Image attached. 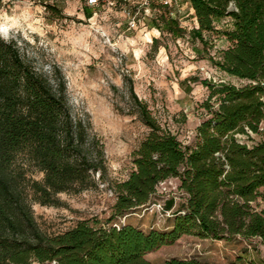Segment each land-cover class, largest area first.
I'll return each instance as SVG.
<instances>
[{"label": "trees", "instance_id": "1", "mask_svg": "<svg viewBox=\"0 0 264 264\" xmlns=\"http://www.w3.org/2000/svg\"><path fill=\"white\" fill-rule=\"evenodd\" d=\"M188 1L199 23L191 34L203 48V34L231 19L224 33L230 48L209 60L241 84L202 81L210 91L203 105L210 118L192 146L164 130L130 88L134 111L150 132L133 154L134 170L114 188L111 217L78 221L55 236L41 231L31 203L52 206L59 194L92 188L96 173H106L104 144L89 121L72 113L61 75L38 72L16 42L0 36V264H152L147 253L183 235L264 245V0ZM168 13L162 7L157 21L181 37L184 29ZM25 163L43 180L28 178ZM171 179L185 199L178 208L174 197L163 203L170 226L144 231L114 223L155 204L159 186ZM166 264L207 263L173 258Z\"/></svg>", "mask_w": 264, "mask_h": 264}, {"label": "rangeland", "instance_id": "2", "mask_svg": "<svg viewBox=\"0 0 264 264\" xmlns=\"http://www.w3.org/2000/svg\"><path fill=\"white\" fill-rule=\"evenodd\" d=\"M92 2L0 0L1 38L16 42L20 55L38 72L49 78L61 75L72 113L90 122L91 134L105 148L106 173L103 177L96 173L92 188L59 194L52 206L31 203L35 220L48 236L63 234L78 221L106 222L111 217L117 200L114 188L134 170L133 154L150 132L134 111L130 88L164 130L184 146H192L197 140V128L210 118L203 108L210 91L202 81L241 84L209 60L230 48L224 35L232 29L230 18L215 23L214 32L203 34L208 44L203 48L191 34L199 29V23L188 0H180L172 10L176 13L173 19L185 31L181 37L169 33L157 21L158 16L136 15L141 0ZM193 78L200 82L193 83ZM251 137L255 142L260 140L259 136ZM25 166L28 178L43 180L44 174L38 169L28 163ZM158 189L155 204L114 223L144 231L170 226L173 218L161 212L159 206L174 197L178 208L185 196L174 179ZM259 203L264 209V201ZM173 258L197 259L207 264L238 259L240 264H264V245L259 239L216 241L183 235L173 244L145 255L152 264H166Z\"/></svg>", "mask_w": 264, "mask_h": 264}, {"label": "built area", "instance_id": "3", "mask_svg": "<svg viewBox=\"0 0 264 264\" xmlns=\"http://www.w3.org/2000/svg\"><path fill=\"white\" fill-rule=\"evenodd\" d=\"M92 1H93L92 4H98L100 0H92ZM179 1L180 0H141V3L139 5L140 7L136 15H139V14L145 15V16L153 15V17H157L161 14L162 7H166L169 11L168 13L169 16L171 18H174L176 13L172 10ZM111 4L113 5L114 3L111 2ZM132 22H133L132 25L135 28L136 26V24H134L135 21H132ZM159 208H160V211L163 212V206L160 205ZM166 214L167 216H170L169 212H167Z\"/></svg>", "mask_w": 264, "mask_h": 264}]
</instances>
